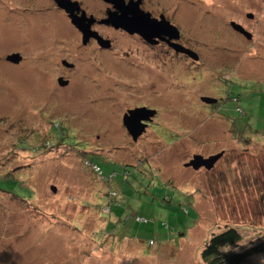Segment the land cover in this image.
Masks as SVG:
<instances>
[{"label": "rangeland", "instance_id": "rangeland-1", "mask_svg": "<svg viewBox=\"0 0 264 264\" xmlns=\"http://www.w3.org/2000/svg\"><path fill=\"white\" fill-rule=\"evenodd\" d=\"M179 1L198 58L167 54L159 70L120 31L113 51L83 46L53 0H0V189L12 192L0 190V264H207L204 245L229 227L241 240L227 249L264 242V0L157 2ZM139 105L160 113L133 141L122 116Z\"/></svg>", "mask_w": 264, "mask_h": 264}, {"label": "flooded vegetation", "instance_id": "flooded-vegetation-1", "mask_svg": "<svg viewBox=\"0 0 264 264\" xmlns=\"http://www.w3.org/2000/svg\"><path fill=\"white\" fill-rule=\"evenodd\" d=\"M53 1L56 4L55 0ZM72 1L78 2V5H79V9L74 11L75 17L82 18L85 23H87L88 18L92 19L90 29L97 33L98 35L97 37H101L103 40L108 41L106 45L103 42L98 41L97 37H93V36L89 37L88 39L84 41L82 33L78 30V28H76L80 34L81 44L83 46L93 45L100 51H107V50L113 51L114 49H116L113 31H120L122 32L123 35L135 38L134 43L136 44L138 43L143 46V49L141 52L144 54V58L146 60L147 65L151 64L155 68H158L159 70L167 67V57H166L167 54H169L171 58H175V59H177L178 57L181 59L185 57L186 59L196 61L198 58V55L196 51L193 49V47L185 46L182 41V33H181V28L179 26V23L183 16L182 14L183 10H182L180 1L174 5L170 4V6L168 7L167 5L164 6L163 4L159 5L157 1H160V0H155V1L153 0H122L120 4L119 2L115 3V1H112V0L110 1L101 0L103 3L102 5L103 8H101L99 12L97 11L96 13L88 12L87 9L83 8L80 0L79 1L72 0ZM130 6H132V8H130L131 10H128V11L122 10V8L130 7ZM59 10L64 12L65 16H67L69 20L71 21L68 13H66L61 8H59ZM134 13H138L139 14L138 16L140 17V19L146 20L149 23L151 21H154L157 24L158 29L155 30L154 32H148L146 36L143 37L137 32L130 33L129 31L125 30L120 25L114 26L111 23H106L104 21L109 17V15L133 20ZM161 20L167 21L170 25H172L176 29V31L171 26L160 23ZM149 25H146V26H149ZM180 47H185L187 49H190L192 54L189 55L185 52L180 51L179 50ZM122 54L124 55L123 57L135 58L140 53L138 54L136 51L131 52L129 50L128 52H122ZM130 63L132 65H135L132 61ZM60 64L62 65L63 69L66 68L67 70L74 69L75 67L74 63L70 62L67 58H61ZM136 67H141V64L139 63L136 64ZM51 68H50V63H49V65H47L46 70L52 73L53 69ZM61 70L59 71L60 74H58L57 80L59 82H67L68 84L69 79L65 78L66 76L65 72ZM222 96H219L218 98L216 97H212V98L217 99V102H216L217 104L221 100H223ZM139 107H145L150 110H155V114H157V116L160 113L159 108H155V107L147 106V105L135 106L132 109L139 108ZM128 110H131V108L127 109V112ZM126 113H124L123 116ZM155 114L153 116L156 117ZM123 116H122V124H123ZM152 119L154 118L149 117L148 120H143V123L145 124L143 131H146L147 128L150 127ZM124 128L126 132L128 133L125 126ZM128 135L131 137L129 133ZM131 139L135 141L132 137Z\"/></svg>", "mask_w": 264, "mask_h": 264}, {"label": "water", "instance_id": "water-1", "mask_svg": "<svg viewBox=\"0 0 264 264\" xmlns=\"http://www.w3.org/2000/svg\"><path fill=\"white\" fill-rule=\"evenodd\" d=\"M105 1H110V0H105ZM112 1H115V3L119 2L120 4L122 0H112ZM55 2L59 8L63 9L66 13H68L72 24L76 28H78V30L82 33L84 41L91 36L93 37L98 36L96 32L90 29L92 19L88 18L87 23H85L82 18L75 17L74 11L79 9L78 2L72 1V0H55ZM130 8H132V6L124 7L122 8V10L128 11V10H131ZM133 15H134L133 20L109 15V17L104 21L106 23H111L114 26L120 25L125 30L129 31L130 33L137 32L143 37H145L148 32H154L155 30L158 29V26L154 21H151L149 23L146 20L140 19V17L138 16L139 15L138 13H134ZM248 16L251 17L250 14H248ZM160 23L171 26L173 29H175L172 25H170L165 20H161ZM146 25H149V26H146ZM231 26L234 30L246 36L247 39L251 38V33L245 30L244 27L241 26L240 24L232 21ZM97 39L98 41L103 42L106 45L108 43L107 40H103L101 37H97ZM179 50L189 55L192 54L191 50L185 47H180ZM21 59H22V56L19 53H12L6 56V60L14 64L19 63ZM62 84H66V82H62ZM202 100L209 104L217 102V99L208 97V96L203 97ZM154 114H155V110H150L145 107H139V108L128 110V112L123 116V124L126 127L128 133L131 135V137L134 140H136L144 130L145 124L143 123V120H148L149 117H151ZM221 155H222V152L216 155H210L208 157H203L202 155L197 154L193 156V159L190 161V164L192 167H194V169H198L200 166L210 168ZM52 190L54 191L55 187H52Z\"/></svg>", "mask_w": 264, "mask_h": 264}, {"label": "trees", "instance_id": "trees-1", "mask_svg": "<svg viewBox=\"0 0 264 264\" xmlns=\"http://www.w3.org/2000/svg\"><path fill=\"white\" fill-rule=\"evenodd\" d=\"M233 99L238 100V97H233ZM87 163L88 167L91 168L96 176L100 177L101 179L107 178L103 176L102 169L97 163L92 161H88ZM7 177L12 178L10 176ZM110 180L111 177L109 178V181ZM2 191L12 193L10 190ZM240 240L241 236L235 227H229L219 233L213 234L210 237L202 249L201 256L207 264H248L249 259L253 255L264 252V242L254 244L242 250L227 249V247H235L237 242ZM150 243H153V241L150 240Z\"/></svg>", "mask_w": 264, "mask_h": 264}]
</instances>
